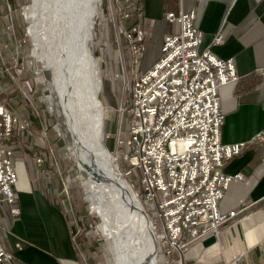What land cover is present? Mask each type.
<instances>
[{"label": "built area", "instance_id": "2783aa9c", "mask_svg": "<svg viewBox=\"0 0 264 264\" xmlns=\"http://www.w3.org/2000/svg\"><path fill=\"white\" fill-rule=\"evenodd\" d=\"M133 2L116 0L111 5L120 44L127 46L119 48L121 72L116 77L130 92L129 102L119 107L125 124L114 141V155L130 165L127 174L138 171L133 190L152 222L162 253L182 258L192 241L209 234L219 237L221 227L240 214L220 210L231 183L244 179L241 174H224L223 168L247 144L222 142L225 116L218 98L219 89L237 83L239 76L233 58L225 61L200 50L196 12L184 10L167 13L165 19L176 22L178 32L164 36L160 58L144 68L146 34L140 24L127 27L131 13L125 6ZM3 27L11 30L12 24ZM214 43L222 41L216 38ZM29 127L28 121L0 103V203L15 216L19 215L15 191L19 176L14 146L8 141ZM0 264H15L13 254L1 243Z\"/></svg>", "mask_w": 264, "mask_h": 264}, {"label": "crops", "instance_id": "0c3cea01", "mask_svg": "<svg viewBox=\"0 0 264 264\" xmlns=\"http://www.w3.org/2000/svg\"><path fill=\"white\" fill-rule=\"evenodd\" d=\"M139 2L141 14L131 26L140 24L146 34L144 68L160 58L164 36L178 32V24L165 19L167 13L184 10L196 12L200 50H209L225 61L233 58L239 76L237 83L219 89L218 98L225 116L222 142L247 144L223 168L224 174H241L244 179L231 183L220 210L240 214L221 227L219 237L209 234L192 241L179 264H264V0ZM216 38L222 43H214ZM259 135L263 139H257ZM18 176L19 183V172ZM18 183L15 191L20 215L13 216L9 207L0 203L1 245L14 253L15 264H51L34 249L50 254L52 264L58 263L56 258L66 264L73 249L55 199L36 185ZM17 243L24 248L17 249ZM70 264L79 263L72 260Z\"/></svg>", "mask_w": 264, "mask_h": 264}, {"label": "rangeland", "instance_id": "374dc122", "mask_svg": "<svg viewBox=\"0 0 264 264\" xmlns=\"http://www.w3.org/2000/svg\"><path fill=\"white\" fill-rule=\"evenodd\" d=\"M115 1L99 0L98 16L89 46L97 63V78L102 81L99 99L104 112L103 143L117 158L114 155V141L122 132V123L125 124L119 107L129 102L130 92L122 79L116 77L121 72L117 56L119 48L122 46L126 50L127 46L120 44L118 25L111 18V5ZM32 5L33 0H0V76L8 77L6 87L0 86V103L10 112L9 107L14 106L18 111L11 113L30 123L29 129L16 132L12 141L15 150L13 163L20 174L18 185H36L55 199L57 210L63 214L68 244L73 249V257L66 264L72 260L79 264H115L111 245L99 227L100 218L94 213L86 192L87 175L78 168L70 152L71 139L56 112V93L50 83L52 71L44 69V60L38 57L39 52L29 33L30 24L25 13ZM131 18L128 28L131 27ZM117 21H120L119 18ZM6 24H12V29L3 27ZM10 61L14 66L7 65ZM108 134H113V137L109 138ZM117 163L122 176L135 188L132 181L137 178L138 171L127 174L125 170H132L130 165L119 158ZM20 244L21 247L17 249L22 250L24 247ZM157 246L158 264H179L181 259L183 262V257L180 258L177 253L172 258L164 255L158 241ZM34 250L42 260L53 263L50 254ZM55 261H58L57 264L64 263L58 258Z\"/></svg>", "mask_w": 264, "mask_h": 264}, {"label": "water", "instance_id": "95a60500", "mask_svg": "<svg viewBox=\"0 0 264 264\" xmlns=\"http://www.w3.org/2000/svg\"><path fill=\"white\" fill-rule=\"evenodd\" d=\"M68 42L72 46L69 49L72 57L68 64L71 67L72 63L74 68L75 86L64 76L63 85L67 95L63 107L66 112L67 130L72 136V146L79 156H84V160L81 158L80 162L87 180L93 185L94 201L90 202L93 211L94 213L99 211L100 225L106 220V227L109 230L112 228L110 221L119 220L123 226L122 233L126 239H131L130 248L136 249L142 245V254L150 255L151 259L147 260L152 264V259L158 255L155 229L137 193L122 176L117 160L105 147L104 137L102 139L97 135L99 88L95 61L92 54H87L84 48L75 44L72 37ZM102 125L103 123L100 124V133ZM126 247L122 243L120 254L123 258ZM150 249L153 250L152 253H149Z\"/></svg>", "mask_w": 264, "mask_h": 264}, {"label": "bare ground", "instance_id": "6f19581e", "mask_svg": "<svg viewBox=\"0 0 264 264\" xmlns=\"http://www.w3.org/2000/svg\"><path fill=\"white\" fill-rule=\"evenodd\" d=\"M98 11L99 0H33V5L27 8L25 13L30 24L29 33L35 43L37 53L39 52L38 57L44 60V69L52 71L50 83L56 93V106L58 108L56 112L60 121L64 124L70 139L72 136L67 130L66 112L63 107L65 106V98L67 95L66 88L63 85L64 76L69 79L71 85H74L75 77L72 63L71 67L68 64L72 57L69 53V49L72 46L68 40L72 37L75 44L84 48L85 52L91 55L89 43L93 38L92 29L96 25ZM94 63L96 66L95 71L97 72V63ZM101 84L102 81L98 79L99 92L97 102L99 104V117L97 121V135L103 139L104 112L103 104L99 99ZM101 123L103 125L102 132L100 133ZM70 143L71 154L75 158L79 169L83 171L84 167H82L80 161H82L81 158L84 160V156H79L74 146H72V141ZM86 184L88 188L85 190L90 196V199L94 201L93 185L90 180ZM95 214L99 217V211L95 212ZM105 217L107 216L105 215ZM110 222L111 230L106 227V220L102 222L100 229L111 245L110 250L114 256L115 264H149V260L147 259L150 258V255H147V250L145 251V255L142 254V245L140 248H130L129 242L131 239H126L122 233V223L117 219H113ZM122 243L127 246L124 258L120 254ZM152 251L150 249L149 253H152ZM158 263L159 259L157 255L152 259V264Z\"/></svg>", "mask_w": 264, "mask_h": 264}, {"label": "trees", "instance_id": "16d2710c", "mask_svg": "<svg viewBox=\"0 0 264 264\" xmlns=\"http://www.w3.org/2000/svg\"><path fill=\"white\" fill-rule=\"evenodd\" d=\"M15 1H16V0H14V2H15ZM139 3H140L139 0H135L132 4H127V5L125 6L126 9L130 11L131 16H133V18H134L132 21H130V23H131V22L134 23L135 19L138 18V17L140 16V14H141V7H140V4H139ZM6 59H7V60H10L7 56H6ZM7 65H8V66H14V63H13V61H10V62H7ZM7 84H8V77L3 78V77L0 76V86H2V88H4V87H6ZM5 96H6V95H5ZM6 98H7V97H6ZM8 98H9V97H8ZM9 102H10V100H9ZM10 104H11V103H10ZM9 109H10L11 112H13L14 114L16 113V111H18V110H16V108H14V106H10ZM14 111H15V112H14ZM12 141H13V137L8 141V144H9V145H13ZM110 150H111V148H110ZM139 197H140V196H139ZM140 198H141V197H140Z\"/></svg>", "mask_w": 264, "mask_h": 264}]
</instances>
